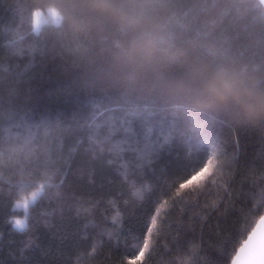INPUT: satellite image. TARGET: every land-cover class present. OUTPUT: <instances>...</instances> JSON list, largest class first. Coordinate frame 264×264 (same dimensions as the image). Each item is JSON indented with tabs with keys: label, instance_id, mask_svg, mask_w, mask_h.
Wrapping results in <instances>:
<instances>
[{
	"label": "trees",
	"instance_id": "16d2710c",
	"mask_svg": "<svg viewBox=\"0 0 264 264\" xmlns=\"http://www.w3.org/2000/svg\"><path fill=\"white\" fill-rule=\"evenodd\" d=\"M115 3L104 13L80 0H0L4 147L21 143L22 123L47 126L49 140L67 130L50 182L36 164L43 127L32 155L0 154V264H231L264 215V7ZM37 12L47 13L38 34ZM218 71L242 86L223 102L208 98ZM93 117L126 122L155 151L109 163L89 150ZM41 184L20 231L17 204Z\"/></svg>",
	"mask_w": 264,
	"mask_h": 264
},
{
	"label": "snow or ice",
	"instance_id": "6c2138e0",
	"mask_svg": "<svg viewBox=\"0 0 264 264\" xmlns=\"http://www.w3.org/2000/svg\"><path fill=\"white\" fill-rule=\"evenodd\" d=\"M261 5H264V0H260ZM264 14V11H262ZM33 32L38 34V28L33 29ZM104 114H101L103 116ZM100 117H93L90 124L87 125L88 134L87 140L89 143V150L92 152H99L101 155L107 153L113 159L109 160V163H114L115 161L121 160L122 155L125 152L135 153L136 160L138 162H143L148 160V158L155 151V146L150 144H145L143 148L139 147V134L134 131V129L129 126L126 122L123 121H115L112 119H106L102 122H97ZM44 128V137L45 144L41 148V159L36 161L38 166H43L45 168V179L46 182H50L56 176V172H50L51 165L55 163V160L52 159L56 153L61 152L63 150V142L61 140V136L66 129H56V135L52 136V139L49 140V129L45 125H32L28 123H22L18 126L21 133L17 135L16 139L20 141L18 145H12L11 147H4L5 143H7L3 136H0V154L4 152H18L24 153L25 156H29L33 154L32 145L34 141L37 139V135L33 132V128ZM12 133L11 129L9 130V138L11 139ZM150 136V130L144 132L143 137L145 140ZM203 161H201L202 163ZM120 167L125 170L128 168L127 163H121ZM207 168H204L200 175L202 176L204 172H207ZM59 171V170H57ZM197 179V176H193L191 180L187 181V184H191L194 180ZM61 183H63V177L61 178ZM187 184H180V188L187 187ZM59 187V185H54ZM44 185L41 184L37 191L31 193V201L33 202V206L37 201L39 195H41V191ZM19 206V205H18ZM25 209H27L28 205L25 204ZM14 227L20 231L26 230L27 228V211L25 213V220H15ZM255 236V232L251 236H249L248 240L245 241L244 246L241 247L240 252L245 253L246 249L252 248L245 257V264H264V238H262L258 245L253 246L252 241ZM240 257L239 254L237 259L233 261V264H238Z\"/></svg>",
	"mask_w": 264,
	"mask_h": 264
},
{
	"label": "clouds",
	"instance_id": "9594fccd",
	"mask_svg": "<svg viewBox=\"0 0 264 264\" xmlns=\"http://www.w3.org/2000/svg\"><path fill=\"white\" fill-rule=\"evenodd\" d=\"M85 6L104 13H115L120 6L115 0H80ZM226 71H218L211 75L208 85V98L215 101H225L238 94L241 89Z\"/></svg>",
	"mask_w": 264,
	"mask_h": 264
},
{
	"label": "rangeland",
	"instance_id": "374dc122",
	"mask_svg": "<svg viewBox=\"0 0 264 264\" xmlns=\"http://www.w3.org/2000/svg\"><path fill=\"white\" fill-rule=\"evenodd\" d=\"M47 13H48L49 17L52 19V21L55 24H58L59 25L61 23L62 17H61V15L57 11H55V10H49ZM47 13H45V12H37L35 14V16H34L35 17L34 27L35 28H38V31L40 30V28L42 27V25L46 22L45 15H47ZM39 197H40V195L38 196V198ZM25 204L28 205L27 209H25V206H24ZM31 205H33V202L31 201V196H30V198L29 197H26V198H24L23 201H21L20 203L17 204V210H18V212L24 213V215H25L26 211L28 213L29 207ZM15 220L24 221L25 220V217L24 218L23 217L16 218Z\"/></svg>",
	"mask_w": 264,
	"mask_h": 264
},
{
	"label": "water",
	"instance_id": "95a60500",
	"mask_svg": "<svg viewBox=\"0 0 264 264\" xmlns=\"http://www.w3.org/2000/svg\"><path fill=\"white\" fill-rule=\"evenodd\" d=\"M260 2V0H258ZM264 7V5H263ZM253 232H255V236L253 237V241H252V244L253 246H256L258 245L259 241L264 238V215L259 219V221L256 223L255 227L253 228V230L251 231V233L248 235V237L246 238L245 241L248 240L249 236H251L253 234ZM245 241L243 242V244L240 246V248L237 250L234 258L232 259L231 261V264H233V261L237 259V256L239 254V261H238V264H245V257L246 255L252 251L253 249L252 248H249V249H246V252L245 253H241L240 252V249L242 246H244L245 244Z\"/></svg>",
	"mask_w": 264,
	"mask_h": 264
}]
</instances>
